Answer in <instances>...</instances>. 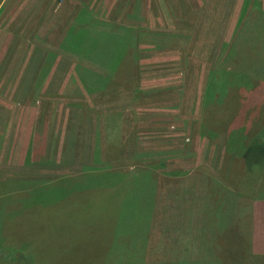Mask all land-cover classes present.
<instances>
[{
    "label": "rangeland",
    "instance_id": "rangeland-1",
    "mask_svg": "<svg viewBox=\"0 0 264 264\" xmlns=\"http://www.w3.org/2000/svg\"><path fill=\"white\" fill-rule=\"evenodd\" d=\"M199 1L0 0V104L34 120L0 125V264H112L138 176L154 180L147 264H264L250 236L264 163L235 162L262 126L264 14L256 0L235 11ZM74 25L130 28V72L61 48ZM172 52L176 62L161 60ZM78 66L90 82L89 69L111 78L88 90Z\"/></svg>",
    "mask_w": 264,
    "mask_h": 264
},
{
    "label": "trees",
    "instance_id": "trees-1",
    "mask_svg": "<svg viewBox=\"0 0 264 264\" xmlns=\"http://www.w3.org/2000/svg\"><path fill=\"white\" fill-rule=\"evenodd\" d=\"M88 22L89 18H87L86 23ZM76 28L77 26L74 25L67 31L65 37L60 41L61 48L78 55V57L81 58V61L83 60L89 65L100 66L101 68H104L105 71H110V73L120 71L121 67L130 72V69L132 68L126 63H128L127 61L130 62L132 60L130 56L134 53L135 49V47H131L132 30L130 28L122 27L121 33L119 30L111 32L106 30V28L101 30L98 28L86 27H82L80 28V32H76ZM82 36H85L87 39L79 38ZM96 39L101 40L99 41L101 46L95 44L97 41ZM115 54H117V56ZM121 55L123 58L125 57L124 66H121L119 60L121 59ZM79 69L80 67L78 66V75L81 76V80L88 90L92 89L90 88V85L95 86L96 83L102 80H104V82H109V74H100L89 69L88 71L92 78V81L90 82L88 78L83 76L85 74ZM70 83L76 86L75 79L71 78L69 84ZM244 151L245 153L241 156L240 161L242 169H247L254 165H261L264 163V125L251 139L246 148H244ZM141 176L144 175L141 174ZM137 178V183L132 186V190H128L127 198H125L120 214L114 223L113 244L110 246L109 251L104 255H107V258L113 259L112 264H125V262H121L119 259V255L122 254L126 255L128 260L132 262L130 264H147L146 253L143 254L141 252V247L144 248V251L145 249L147 251L150 242V238L148 237V227L151 210L153 209V202L155 200V193L153 197L154 180H152V185H148L149 179H146V177L141 179V177L138 176ZM148 195H150V198ZM37 202L42 203V201ZM144 212L149 215L145 217ZM146 218H148V220H146ZM128 237L133 241L126 243ZM109 263L110 262L108 261L106 264ZM161 264H192V262L187 258H180Z\"/></svg>",
    "mask_w": 264,
    "mask_h": 264
},
{
    "label": "crops",
    "instance_id": "crops-1",
    "mask_svg": "<svg viewBox=\"0 0 264 264\" xmlns=\"http://www.w3.org/2000/svg\"><path fill=\"white\" fill-rule=\"evenodd\" d=\"M226 1L229 2V7H230L232 0H226ZM245 1L246 0H243V4L245 3ZM259 1L261 2V8H262V11H260V12H262L264 14V0H256V3L260 4ZM192 2H193V0H192ZM199 2H200L199 0H196V3L194 4V6L197 7V8L200 7L202 4H200ZM222 3H223V6L227 5L224 0H222ZM241 3H242V0H233V4H232V8L231 9L233 11H235L237 9V7ZM248 3H249V0L246 1L245 6H246V4L248 5ZM214 5L212 4V6H214ZM219 5H220V0H216V5L215 6H219ZM203 25H204V22H203ZM202 27H203V30H204L206 25L201 26V29H202ZM210 27H214V26H210ZM215 27H216V29H218V28L221 29V25L219 26V24H218V27L217 26H215ZM171 54H172V56L170 58L168 56H166V57H163L161 60L169 61V59L172 58L171 60L176 62L178 60V55L174 54V52H172ZM181 59H182V64H183V62H185L188 59V57L186 55H183L181 57ZM150 67L151 68H156L157 65L154 62L151 63L150 66L146 65V68H150ZM172 75H176V74L172 73ZM261 101L264 103L263 99ZM262 106L263 105L261 104V107ZM10 109H11L10 105H2V104H0V125L5 123V119L8 117V115H11V118H14V119H10V121L8 123V127L11 126V125L12 126L18 125L19 124L18 121L20 120V122H21L22 119H23L22 117L26 116V118L24 120L25 121L24 122V126L27 124L29 129L32 130L33 124H34V120H33L32 117H30V115L27 116L26 113H25V115H23V113H22L21 117H19L17 115L13 116L10 112H8ZM263 115H264V113L262 115H259V117L256 119V121L253 124V126L254 125H257V126L258 125H262V126L264 125V116ZM260 128H259V130H260ZM9 131H11L12 134H15L14 142L12 144L9 141V140H12V139L6 138V140H7L6 143L9 142V147H11V146L14 147L16 145V143H17L15 141L16 135H17V130H15V133H14L11 130V128H10L8 131H6V133L9 132ZM18 131H19V129H18ZM258 131L255 134H253V137L258 133ZM4 132L5 131H2V128L0 127V134H2ZM30 138H31V135L28 136V140ZM27 148L28 147L25 146V144L20 143L19 150L21 151V153H23L25 150H27ZM236 161L240 162L241 161V157L237 158L235 160V162ZM233 163H234V161L232 162V164ZM228 172L232 173L231 170H230L229 164H228ZM251 210H252L251 212L253 213V215H252V235H250V236H252V248L251 249L253 250L254 254L260 255L261 253L264 252V197H261V200H259V202L255 201V203L252 205Z\"/></svg>",
    "mask_w": 264,
    "mask_h": 264
}]
</instances>
